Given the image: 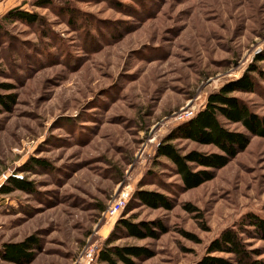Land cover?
I'll return each mask as SVG.
<instances>
[{"label":"rangeland","instance_id":"1","mask_svg":"<svg viewBox=\"0 0 264 264\" xmlns=\"http://www.w3.org/2000/svg\"><path fill=\"white\" fill-rule=\"evenodd\" d=\"M0 2V19L15 10L39 17L33 25L4 19L0 31V95L15 96L9 108L0 105V176L19 173L34 188L0 194V256L4 245L33 238V258L20 264H78L107 247L147 250L135 264L205 257L237 264L209 252L236 229L252 259L264 261V241L245 222L264 220V138L251 137L212 180L188 191L157 156L211 94L252 66L255 91L234 95L264 118V62L256 61L264 54V0ZM172 144L183 154L218 152ZM144 193L170 208L144 204ZM121 196L124 210L106 218ZM122 221L146 224L154 236L131 237Z\"/></svg>","mask_w":264,"mask_h":264},{"label":"trees","instance_id":"2","mask_svg":"<svg viewBox=\"0 0 264 264\" xmlns=\"http://www.w3.org/2000/svg\"><path fill=\"white\" fill-rule=\"evenodd\" d=\"M4 19L33 25L37 23L39 17L20 10L9 12L3 19H0V31ZM256 61L264 62V54L259 55ZM252 72H258V69L252 66L249 73L242 78L230 82L219 92L211 94L204 110L180 127L176 135H170L159 145L157 156L166 158L174 165L176 174L181 178L184 190L198 188L212 180L217 170L226 167L238 154L247 149L251 137L264 138V118L253 113L240 98L234 95L235 93H252L255 91L256 84L251 76ZM2 87L7 90L12 88L10 85H3ZM14 97L0 95V105L9 108L14 102ZM227 124L241 125L247 134L231 131L227 128ZM176 139L187 140L202 146H212L218 152L206 154L192 151L183 154L181 150L172 144ZM34 165L46 167L44 162L41 161H35ZM33 189L32 183L23 180H11L1 190V194L10 195L15 191L32 193ZM141 199L144 204L149 206L170 208V205L164 202L166 200L161 195L144 193L141 195ZM245 222L253 227L255 236L264 241V220L256 215H249ZM121 223V228L131 237L145 239L154 236L146 224L134 225L129 221H122ZM33 240V238H29L26 242L4 245L0 258L6 262L16 264L30 262L33 258L30 253L32 248L30 243H33ZM246 247L241 233L236 229H229L212 243L209 252L210 254L213 252L229 254L233 256L237 264H264V261L252 259V254ZM145 257H149V254L143 248L107 247L100 253L97 264H135L133 259ZM197 264H232V262L214 257H205Z\"/></svg>","mask_w":264,"mask_h":264},{"label":"built area","instance_id":"3","mask_svg":"<svg viewBox=\"0 0 264 264\" xmlns=\"http://www.w3.org/2000/svg\"><path fill=\"white\" fill-rule=\"evenodd\" d=\"M24 177L19 174V173H4L3 175L0 176V194H1V190L8 185L11 180H18L21 181L23 180ZM125 198L123 196H121L119 199L115 200L107 209V211L105 212L104 216H106V218H112L117 216L118 214H120L124 208H125ZM100 253V249L95 248L92 249L86 256V258L81 259L80 262H78V264H90L91 262H93V260L95 258L98 257Z\"/></svg>","mask_w":264,"mask_h":264},{"label":"crops","instance_id":"4","mask_svg":"<svg viewBox=\"0 0 264 264\" xmlns=\"http://www.w3.org/2000/svg\"><path fill=\"white\" fill-rule=\"evenodd\" d=\"M3 2V1H2ZM2 2H0V3H2Z\"/></svg>","mask_w":264,"mask_h":264}]
</instances>
